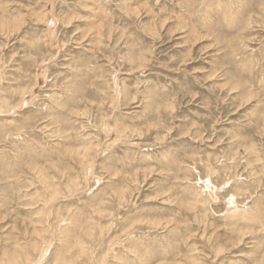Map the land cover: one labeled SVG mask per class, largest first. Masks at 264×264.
<instances>
[{
	"label": "rangeland",
	"instance_id": "rangeland-1",
	"mask_svg": "<svg viewBox=\"0 0 264 264\" xmlns=\"http://www.w3.org/2000/svg\"><path fill=\"white\" fill-rule=\"evenodd\" d=\"M0 264H264V0H0Z\"/></svg>",
	"mask_w": 264,
	"mask_h": 264
},
{
	"label": "bare ground",
	"instance_id": "bare-ground-1",
	"mask_svg": "<svg viewBox=\"0 0 264 264\" xmlns=\"http://www.w3.org/2000/svg\"><path fill=\"white\" fill-rule=\"evenodd\" d=\"M231 205H232V204H231ZM226 207H227V206H224V205H222V204H218V205L215 206V209H217V211H219V212H222V211H224V210H228ZM228 211H229V210H228Z\"/></svg>",
	"mask_w": 264,
	"mask_h": 264
}]
</instances>
